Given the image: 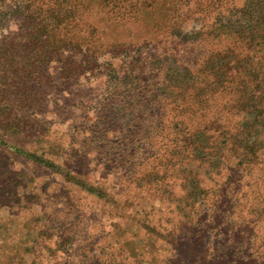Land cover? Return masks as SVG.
<instances>
[{"label": "rangeland", "instance_id": "1", "mask_svg": "<svg viewBox=\"0 0 264 264\" xmlns=\"http://www.w3.org/2000/svg\"><path fill=\"white\" fill-rule=\"evenodd\" d=\"M88 1L57 57L22 0L0 6V264H174L180 238L224 251L253 190L240 173L219 195L223 156L252 114L224 106L207 68L249 55L251 0L210 16L196 0Z\"/></svg>", "mask_w": 264, "mask_h": 264}, {"label": "trees", "instance_id": "2", "mask_svg": "<svg viewBox=\"0 0 264 264\" xmlns=\"http://www.w3.org/2000/svg\"><path fill=\"white\" fill-rule=\"evenodd\" d=\"M6 1L0 0V6L2 7ZM196 1L197 6L209 16L233 2V0ZM257 1L260 0L249 1L248 10L245 11L246 23L237 33L247 41L249 55L245 56L243 47L238 44L235 48L237 50L230 49L236 54L233 59L235 62L233 67H229L227 63L223 62L221 65L220 63L217 65L210 63L211 67L207 68V72L214 75L215 84L221 89L218 93L222 97L224 106L234 100L235 106L242 107L243 110L252 114L249 123H246L243 131L238 134L240 143L228 147L224 152L226 155L223 156V159L227 165L226 169H230L232 175L229 176V181L219 189V195L230 203L235 198L234 193L236 194L238 190L236 189L238 178L235 175L239 176L242 173L243 177L252 180L253 193L249 199L250 204L248 209L244 211L242 224L235 228L237 231L232 236L233 243L227 245L224 251L217 250L209 253L198 240L192 241L189 238L185 241L180 238L178 239L180 245L178 247L180 249L183 247V251L178 252L177 257L173 259L174 264H264V221L262 220L264 217V155L262 153L264 136L253 139L254 133L261 134L264 132L262 127L264 124V29L260 27L264 17V0L258 4L259 11H256ZM135 2L136 7H144L156 3L157 0H135ZM22 3L25 5L27 13L24 22L28 23L30 27L32 25L35 29L34 23L36 21L31 18L36 15L41 18L39 23L42 26L38 30H41L48 39L47 45L51 48L48 53L57 57L58 55L54 54L59 52L63 54V51L66 52L70 44L64 39H60L59 43H56L54 35H58V32L60 35L64 34L62 31L71 23L69 21L70 15L74 14L75 16L77 14L74 9L81 11L82 8L87 7L89 1L22 0ZM78 16H81L80 13ZM31 36L26 37V40L38 38L39 33L35 30ZM242 44L244 45L243 42ZM185 73L189 75V69ZM228 97L230 99H227ZM222 110L225 111L226 107ZM259 126L262 131H260ZM9 146L12 147V145ZM19 152L36 162L54 166L50 161L42 159L34 153Z\"/></svg>", "mask_w": 264, "mask_h": 264}]
</instances>
